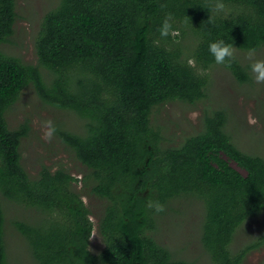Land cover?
Here are the masks:
<instances>
[{
  "label": "trees",
  "instance_id": "16d2710c",
  "mask_svg": "<svg viewBox=\"0 0 264 264\" xmlns=\"http://www.w3.org/2000/svg\"><path fill=\"white\" fill-rule=\"evenodd\" d=\"M16 17V0H0V195L33 212L11 223L38 264H190L151 234L162 212L155 205L179 196L203 204L200 243L212 264H242L264 246L263 223L249 242L230 247L236 229L264 210V157L234 143L225 110L205 112L203 129L173 146L161 145L151 121L155 107L205 96L207 79L198 69L215 64L209 41L233 44L223 66L238 82L249 80L235 50L264 47V0H59L34 40L38 65L1 49ZM30 83L43 101L83 120L78 131L59 130L87 169L80 179L61 163L41 165L34 177L23 166L29 123L10 128L5 113ZM79 181L85 193L76 189ZM85 194L104 202L98 253L89 249ZM5 222L0 202V264H8Z\"/></svg>",
  "mask_w": 264,
  "mask_h": 264
},
{
  "label": "rangeland",
  "instance_id": "374dc122",
  "mask_svg": "<svg viewBox=\"0 0 264 264\" xmlns=\"http://www.w3.org/2000/svg\"><path fill=\"white\" fill-rule=\"evenodd\" d=\"M59 0H16L17 17L13 33L1 49L23 62L38 65L34 49V40L43 15L56 7ZM175 38L181 32L173 31ZM178 35V37H177ZM183 39V37L181 38ZM250 51L235 50V55L248 66L255 59H264V47ZM44 77L50 73L39 67ZM206 76L205 96L190 104L173 100L153 108L152 124L162 133V146L179 145L191 134L203 129L205 112L212 109H224L227 115L226 128L234 143L244 151L264 157V81L256 82L249 70V80L238 82L223 65H211L207 69H198ZM79 73L75 72L73 80ZM10 128L27 121L29 133L22 139V163L27 172L36 176L41 165L54 166L63 164L78 179L87 169L68 151L62 142L59 130L78 131L83 120L72 110L58 108L43 101L30 83L20 93L18 99L5 113ZM50 133V135H49ZM234 167V162H230ZM76 189L87 191L83 182L76 183ZM90 208V220L93 229L89 249L98 253L103 242L97 232V215L102 211L104 202L94 195L82 197ZM0 202L5 210V243L8 264H38L33 258L24 237L12 226L11 220L30 219L31 209L21 207L5 200L0 195ZM203 204L189 197L179 196L163 207L156 214L157 228L152 235L173 254L175 259H182L190 264H212L200 243V228L203 219ZM264 223V210L245 220L235 231L230 247L237 250L259 233ZM242 264H264V246L249 252Z\"/></svg>",
  "mask_w": 264,
  "mask_h": 264
},
{
  "label": "clouds",
  "instance_id": "9594fccd",
  "mask_svg": "<svg viewBox=\"0 0 264 264\" xmlns=\"http://www.w3.org/2000/svg\"><path fill=\"white\" fill-rule=\"evenodd\" d=\"M169 25L164 23L160 35L166 36L168 34ZM207 51L216 65H227L231 61L234 52L233 44L226 43L223 39H216L208 42ZM254 50H250L251 56ZM249 70L253 73V78L256 82L264 81V59H255L249 65ZM50 135V133H49ZM151 206V205H150ZM157 212L163 211V205H155Z\"/></svg>",
  "mask_w": 264,
  "mask_h": 264
}]
</instances>
